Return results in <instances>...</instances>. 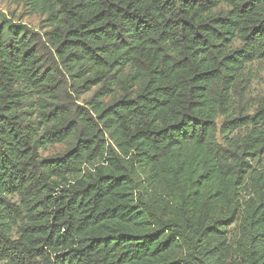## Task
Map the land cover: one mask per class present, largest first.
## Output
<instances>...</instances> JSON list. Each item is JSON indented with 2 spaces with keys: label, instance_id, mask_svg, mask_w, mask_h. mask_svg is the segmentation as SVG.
Returning <instances> with one entry per match:
<instances>
[{
  "label": "trees",
  "instance_id": "16d2710c",
  "mask_svg": "<svg viewBox=\"0 0 264 264\" xmlns=\"http://www.w3.org/2000/svg\"><path fill=\"white\" fill-rule=\"evenodd\" d=\"M0 1V264H264V0Z\"/></svg>",
  "mask_w": 264,
  "mask_h": 264
},
{
  "label": "rangeland",
  "instance_id": "374dc122",
  "mask_svg": "<svg viewBox=\"0 0 264 264\" xmlns=\"http://www.w3.org/2000/svg\"><path fill=\"white\" fill-rule=\"evenodd\" d=\"M13 10V7H9L7 3L0 1V9L6 10V9ZM42 18L39 16H31L28 18H25L23 20L24 23H27L31 28L35 31H40V22ZM249 88L246 93L245 99L242 101V106L245 108L250 109L251 107L255 106L257 102L264 98V62H255L250 65L249 67ZM89 94L81 96L78 103L82 102V99L87 98ZM65 147L63 145H54L51 147L46 148L41 154L43 157L61 154L64 151ZM229 243L231 250L233 251L232 254H235V243H236V230L235 228H231L229 230Z\"/></svg>",
  "mask_w": 264,
  "mask_h": 264
}]
</instances>
